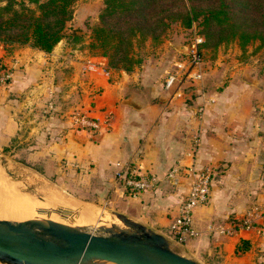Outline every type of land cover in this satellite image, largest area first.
<instances>
[{"label":"crops","instance_id":"0c3cea01","mask_svg":"<svg viewBox=\"0 0 264 264\" xmlns=\"http://www.w3.org/2000/svg\"><path fill=\"white\" fill-rule=\"evenodd\" d=\"M82 37L74 46L62 39L51 52L15 46L7 54L0 45L1 65L10 70L9 83L0 85V144L19 137L26 108L32 110L41 102L46 112V102L52 100L54 110L49 116H59L62 99L79 96V105L72 111H85L101 123L110 118L109 125L94 133L79 130V141L66 133L51 142L53 147L62 149L68 159L76 148L79 172L96 177L103 190H111L121 213L165 237L171 234L170 226L189 190V168L209 170L210 198L193 213L199 235L179 245L178 253L201 264H247L248 256L234 255L241 240L250 241V231L226 237L215 228L237 219L234 215L244 210L243 201L264 200L260 176L264 73L254 76L243 71L239 60L236 69L226 72L217 67L205 70L206 96L213 102L205 103L200 114L197 89L186 88L181 98L164 89L165 74L178 57L172 58L168 40L159 48L164 50L161 56H148L132 71H125L109 67L105 57L90 52V40ZM89 60L106 63L110 74L88 71ZM220 62L219 57L214 65ZM66 84L65 91L59 90ZM23 87L31 89L21 94ZM120 167L134 175H155L158 181L148 191L128 189L116 179ZM174 167L181 169L176 183L166 178Z\"/></svg>","mask_w":264,"mask_h":264},{"label":"rangeland","instance_id":"374dc122","mask_svg":"<svg viewBox=\"0 0 264 264\" xmlns=\"http://www.w3.org/2000/svg\"><path fill=\"white\" fill-rule=\"evenodd\" d=\"M7 2V0H0V8L5 6ZM16 2L18 4L23 2L27 7L32 9L36 8L33 0H16ZM103 7V0H78L73 6L72 18L67 23L66 37L64 39H67L72 46L78 45L79 41L83 38L82 36H84V40H90V43H92V28L99 23V15ZM200 30L201 28L197 23L193 24L191 28H186L180 22H174L164 33L161 40H153L150 37L138 40L135 44V52L137 54L135 55L141 60L151 55L161 56L164 50L159 48L165 40H168L171 42L168 50L172 55L175 54L172 58L176 56L180 58L184 56V52L179 50L177 46L181 45L186 48L194 31L203 37L205 44L206 38L200 33ZM75 36H81L82 38L80 37V40L75 39ZM90 43L88 45L90 52L101 55L99 49L90 48ZM204 44L202 55L206 71L216 69V67L220 68L221 72H226L227 68L236 69L235 65L239 60L243 61V71L251 74L264 73V44L260 41H254L245 48H242L237 40L221 44L217 47H214L212 44L209 46H205ZM0 45L4 46L3 50L7 54L12 53L15 46H30L28 44L4 42L3 40H0ZM1 55L0 53V76L4 75V70H6L1 65ZM219 57L222 59V62H220V65L215 66L214 62ZM64 70L68 69L65 68ZM261 80V85H264V78ZM8 83L9 79L3 83L0 82V85H7ZM58 83L60 84L61 82ZM253 85H258V83ZM58 88L65 91L64 89L67 88V84L59 85ZM188 88L189 90L197 89L196 87ZM203 88L206 90L205 80ZM29 89L31 88L23 87L21 94H24ZM78 97L75 96L70 100L62 99L63 103L60 107L63 110L59 111V113L61 112L59 116H49L50 114L44 111V105L41 102L39 103L41 105L34 106L32 110L30 108L25 109V112L21 114L22 124L19 137H16L7 144H0V163H4L0 164L1 176L3 175V180L1 181L14 186L20 194L35 197L39 201L44 197L68 198L83 204H91L100 212H120V206L114 202L111 190H103L101 188L102 185L95 182L96 177L86 176L85 171L79 172V159L77 158L76 148L72 150V159H68L62 149L56 146L53 147L54 144H51V142L55 143L59 141L60 138L63 139V136L69 132L72 133L74 141H79V127L72 120L73 113L79 112V110H71L79 105ZM20 98L19 101L21 100ZM1 159L5 161L3 162ZM6 162L8 164L7 168ZM261 162L264 164V158ZM260 176L264 177L263 168L260 169ZM261 194L264 195L263 185H261ZM241 207L244 210L240 215H234L235 217L241 218L248 211L257 207H259L262 213L254 227L249 230L252 235L249 241V249L244 253H235L234 256H248L247 264H264V200L256 198L252 201H243ZM0 219L4 218L0 217ZM5 220L17 219L8 218ZM169 237L172 238L170 234ZM179 245L181 244L176 243L174 240L170 242L171 249L177 253L180 251Z\"/></svg>","mask_w":264,"mask_h":264},{"label":"trees","instance_id":"16d2710c","mask_svg":"<svg viewBox=\"0 0 264 264\" xmlns=\"http://www.w3.org/2000/svg\"><path fill=\"white\" fill-rule=\"evenodd\" d=\"M7 1L0 8V40L51 52L66 37L67 23L78 0H33L35 9L23 2ZM103 3L99 23L92 28L90 48L99 49L111 68L132 71L141 63L134 52L136 42L148 37L161 40L174 22L186 28L197 23L206 38L205 46L217 47L235 40L242 48L254 41L264 44V0H103ZM9 73L10 70H4V74ZM128 175L131 176L130 172ZM248 249L249 241L241 240L235 253Z\"/></svg>","mask_w":264,"mask_h":264},{"label":"water","instance_id":"95a60500","mask_svg":"<svg viewBox=\"0 0 264 264\" xmlns=\"http://www.w3.org/2000/svg\"><path fill=\"white\" fill-rule=\"evenodd\" d=\"M177 48L186 52L184 46ZM109 214L123 227L117 228L113 224L111 228L100 227L107 232L119 229L120 233L108 237L84 233L47 218L0 219V263L201 264L173 251L170 246L173 240L169 236L165 237L121 212Z\"/></svg>","mask_w":264,"mask_h":264},{"label":"built area","instance_id":"2783aa9c","mask_svg":"<svg viewBox=\"0 0 264 264\" xmlns=\"http://www.w3.org/2000/svg\"><path fill=\"white\" fill-rule=\"evenodd\" d=\"M204 39L196 31L193 32L192 38L186 46L184 56L176 58L172 62L171 69L168 70L164 78V89L172 91L174 98H181L185 94L188 87H196L198 96L201 98L200 114L203 112L204 104L213 102L212 99H207L206 91L203 88L205 80V62L203 59ZM86 69L88 71L102 70L106 76L110 74L109 67L103 62L87 61ZM9 74L0 76V82L3 83L9 79ZM45 109L51 112L54 109L52 100L46 102ZM73 123L79 127L81 131L98 132L103 126H108L110 118H106L102 123L99 119L92 118L85 111L73 113ZM197 143V141H196ZM180 168L174 167L167 174L166 178L173 183L178 181ZM191 174V182L189 190L182 200L178 208V214L173 220L170 230L172 240L178 244H185L189 240L197 237L199 232L193 226V213L195 209L205 204L211 194V173L207 169L196 170L189 168ZM125 171V168L120 167L116 173V179L121 182L124 187L134 191H148L152 189L158 181L157 176L151 174L134 175ZM261 210L259 207L248 211L243 217L234 219L228 223L219 224L215 228V232L220 236L233 237L243 231L251 230L258 218H260Z\"/></svg>","mask_w":264,"mask_h":264},{"label":"bare ground","instance_id":"6f19581e","mask_svg":"<svg viewBox=\"0 0 264 264\" xmlns=\"http://www.w3.org/2000/svg\"><path fill=\"white\" fill-rule=\"evenodd\" d=\"M2 164V162L0 163ZM6 162V168H7ZM3 166V165H2ZM1 167V165H0ZM4 170V168H3ZM0 172V217L4 219L30 220L47 218L67 224L84 233L94 236H111L118 234L119 229L107 232L100 227L111 228L112 224L117 228L123 226L106 211H99L91 204H83L68 198H43V201L35 197L20 194L14 186L3 180ZM5 178V177H4Z\"/></svg>","mask_w":264,"mask_h":264}]
</instances>
